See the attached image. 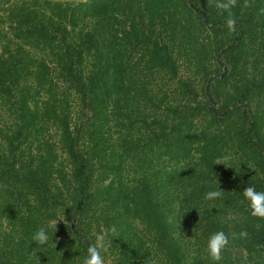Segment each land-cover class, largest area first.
Returning <instances> with one entry per match:
<instances>
[{
    "label": "trees",
    "instance_id": "obj_1",
    "mask_svg": "<svg viewBox=\"0 0 264 264\" xmlns=\"http://www.w3.org/2000/svg\"><path fill=\"white\" fill-rule=\"evenodd\" d=\"M63 1L0 0V264H84L101 230L105 263L214 264L224 231L220 264H264V0L235 32L217 0Z\"/></svg>",
    "mask_w": 264,
    "mask_h": 264
},
{
    "label": "clouds",
    "instance_id": "obj_2",
    "mask_svg": "<svg viewBox=\"0 0 264 264\" xmlns=\"http://www.w3.org/2000/svg\"><path fill=\"white\" fill-rule=\"evenodd\" d=\"M238 0H217L216 7L222 12L228 14L226 25L230 32L236 31L237 20L232 12V9L237 6ZM245 6L247 5V0H245ZM231 157L217 158L215 161L216 165H226L227 161ZM223 191L215 190L209 191L205 194L206 200H215L219 199L222 196ZM244 197L250 201L251 215L257 218L264 219V192H258L254 187H247L243 191ZM232 217L229 216V219ZM57 226L56 221H50L49 227ZM111 233L116 232L115 226L109 230ZM106 232L101 230V232L95 234V243L89 245L87 249V258L84 261V264H105V258L102 255V251L106 252ZM240 238H246L247 232L242 231L239 233ZM235 238V234H234ZM33 240L38 245H46L49 236L47 230L43 227L39 228L33 236ZM229 236L224 231H217L213 233L207 243V253L209 258L214 262V264H220V261L223 259V252L229 246Z\"/></svg>",
    "mask_w": 264,
    "mask_h": 264
},
{
    "label": "rangeland",
    "instance_id": "obj_3",
    "mask_svg": "<svg viewBox=\"0 0 264 264\" xmlns=\"http://www.w3.org/2000/svg\"><path fill=\"white\" fill-rule=\"evenodd\" d=\"M54 1H58V0H54ZM63 1V0H62ZM71 1V0H70ZM63 2H67V1H63ZM71 2H74V3H78L79 1L78 0H76V1H71ZM215 56H216V54H213V55H211V51H210V54H209V58H208V69L209 70H211L212 69V66H214L213 64L215 63L214 62V59H215ZM211 63V64H210ZM212 65V66H211ZM221 66L223 67L224 66V62L223 61H221ZM187 67H185V68H183L182 70H181V73H182V75H188V76H191L190 75V70H189V72H187L188 71V69H186ZM198 80H200V79H198ZM105 264H112L111 263V261H107ZM241 264H244V262H242ZM255 264V263H254Z\"/></svg>",
    "mask_w": 264,
    "mask_h": 264
},
{
    "label": "crops",
    "instance_id": "obj_4",
    "mask_svg": "<svg viewBox=\"0 0 264 264\" xmlns=\"http://www.w3.org/2000/svg\"><path fill=\"white\" fill-rule=\"evenodd\" d=\"M65 1H70V0H65ZM71 1H76V0H71ZM79 2H85V1H88V0H78Z\"/></svg>",
    "mask_w": 264,
    "mask_h": 264
}]
</instances>
